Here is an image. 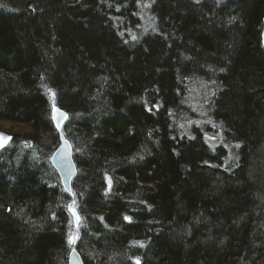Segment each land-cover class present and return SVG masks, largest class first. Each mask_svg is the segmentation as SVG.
Wrapping results in <instances>:
<instances>
[{
    "label": "trees",
    "instance_id": "1",
    "mask_svg": "<svg viewBox=\"0 0 264 264\" xmlns=\"http://www.w3.org/2000/svg\"><path fill=\"white\" fill-rule=\"evenodd\" d=\"M263 18L264 0H0V121L26 127L0 149V264H264Z\"/></svg>",
    "mask_w": 264,
    "mask_h": 264
},
{
    "label": "water",
    "instance_id": "2",
    "mask_svg": "<svg viewBox=\"0 0 264 264\" xmlns=\"http://www.w3.org/2000/svg\"><path fill=\"white\" fill-rule=\"evenodd\" d=\"M263 24H264V18H263ZM262 44H263V50H264V27H263V33H262ZM54 106L55 108L59 109L60 112L65 113L67 116V119H64V117L60 116L58 113H55L53 110ZM54 106L52 109V120H53L56 130L58 131L60 135L61 144L58 147V149L53 153L52 158H51V163L54 169L57 171L60 177V180H61V184L63 188L65 189V191L68 192L69 194H72V182H73L74 177L77 174V167H76V164L73 158L72 144L66 138L64 131H63L64 125L69 118V114L65 110L61 109L60 107L56 105ZM54 116L56 117L55 119L53 118ZM0 136L11 137L9 134L2 132V131H0ZM6 145L7 144H5V146ZM71 214L73 217L75 227H78L80 224V220H81L78 210L75 207H72ZM77 216L79 217V224H77V220H76ZM69 264H84L81 255L78 253L76 249L72 250V252L70 253Z\"/></svg>",
    "mask_w": 264,
    "mask_h": 264
},
{
    "label": "rangeland",
    "instance_id": "3",
    "mask_svg": "<svg viewBox=\"0 0 264 264\" xmlns=\"http://www.w3.org/2000/svg\"><path fill=\"white\" fill-rule=\"evenodd\" d=\"M26 127L23 125L14 124L7 121H0V131L5 132L9 135L25 131ZM212 140H215V142H219V139L221 138V133H213L211 136Z\"/></svg>",
    "mask_w": 264,
    "mask_h": 264
},
{
    "label": "snow or ice",
    "instance_id": "4",
    "mask_svg": "<svg viewBox=\"0 0 264 264\" xmlns=\"http://www.w3.org/2000/svg\"><path fill=\"white\" fill-rule=\"evenodd\" d=\"M53 110H54L55 113H58L60 116L64 117V119H67L66 114L60 112V110L57 109V108H55V106H54V109ZM53 118L55 119L56 117L54 116ZM9 140H11V137H3V136H0V148L4 147L5 144H7ZM237 147H239V145H237ZM125 219H130V218L125 217ZM76 220H77V224H79V217L78 216L76 217ZM75 239L76 238L70 237L69 242L70 243H74L75 242ZM137 264H140V262L137 261Z\"/></svg>",
    "mask_w": 264,
    "mask_h": 264
}]
</instances>
